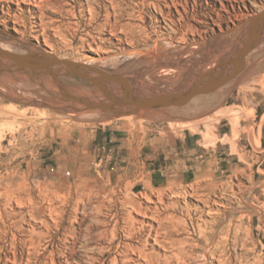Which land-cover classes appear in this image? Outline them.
<instances>
[{"label":"rangeland","instance_id":"rangeland-1","mask_svg":"<svg viewBox=\"0 0 264 264\" xmlns=\"http://www.w3.org/2000/svg\"><path fill=\"white\" fill-rule=\"evenodd\" d=\"M54 1L62 12L11 3L26 24L18 32L11 22L0 48L89 64L145 95L195 85L233 58L245 24L264 11V0ZM222 36L203 72L194 54L179 58L187 67L159 61L174 45ZM63 82L100 94L79 78ZM59 93L48 77L0 71V264H131L127 247H147L155 264H264V32L238 78L182 113L121 116Z\"/></svg>","mask_w":264,"mask_h":264},{"label":"water","instance_id":"water-1","mask_svg":"<svg viewBox=\"0 0 264 264\" xmlns=\"http://www.w3.org/2000/svg\"><path fill=\"white\" fill-rule=\"evenodd\" d=\"M241 46L233 58L217 64L190 88L161 91L145 95L128 79L98 67L62 59L51 52L14 53L0 48L6 63L4 73H25L30 77H48L59 89V98L80 103L90 110H103L115 115L132 116L163 108L183 107L196 97L212 94L238 78L245 70L248 56L256 49L264 32V11L246 24ZM65 78H79L98 89L99 95L90 98L77 94L63 82Z\"/></svg>","mask_w":264,"mask_h":264},{"label":"bare ground","instance_id":"bare-ground-1","mask_svg":"<svg viewBox=\"0 0 264 264\" xmlns=\"http://www.w3.org/2000/svg\"><path fill=\"white\" fill-rule=\"evenodd\" d=\"M11 3H14V4H16V5H19L20 6V4L21 3H27L28 5H30L32 8H36V9H38V12H40V13H42L43 14V12L47 9V8H52V9H55V10H57V11H61L62 10V8L61 7H59L57 4H56V1H54V0H0V5H1V7H2V9H0V29H2V31L0 32L1 33V36H7L6 35V32L9 30V25H10V23L11 22H13L14 24H15V26H14V30L15 31H18V32H20L19 31V28H18V26H21L22 24H26V18L23 16V15H18L17 13H15L12 9H11ZM175 6H177L176 4H175ZM63 7V6H62ZM92 8H91V10H90V13H91V16L92 17H95V15H96V12H95V8L93 7V6H91ZM63 11V10H62ZM61 11V12H62ZM1 12L3 13V15H1ZM41 14V15H42ZM61 14V13H60ZM162 14H163V12H162ZM43 16V15H42ZM164 19L166 20L167 19V16H164ZM110 14H108L107 15V23L104 25V28H107L109 25H110ZM43 22V21H42ZM171 23H173L172 21H170ZM41 25V24H40ZM41 26H43V25H41ZM111 26V25H110ZM38 27V26H37ZM246 29V28H245ZM114 33H113V35L116 33L115 31H113ZM122 32H124V33H126V36H127V38H129V41H131V43H134L136 40H135V38L137 37H134L132 34H131V32L132 31H130L129 33L128 32H126V30H123ZM134 33V32H133ZM236 34H235V32L233 33V32H231V31H229V37H228V39L230 38V37H232V36H235ZM223 41H224V38H223V36L219 39V40H217V42H215V43H212V44H209V45H207V46H202L200 43L199 44H194V45H191V46H185V47H183V46H179V47H177V48H180V49H177L176 48V46L174 45V52H176V54H173V52H171V54H169L168 56H165V57H161L159 54H158V56H159V58H160V60L159 61H161L162 59L164 60V61H166V62H168V63H176V65H178L177 63H179V65L180 66H188V64L185 62V60L183 61L182 59L181 60H179V58L181 57H183L184 58V55H188V56H192L193 54H194V57H198V59H196V61H195V63L196 64H199V66L197 67V68H195L194 70L195 71H202L203 70V68H201L200 66L204 63V61L207 59V57H209L210 56V53L211 52H213V53H215V54H213V56L214 55H218L219 53H220V50L222 49V43H223ZM228 43H231L230 41L228 42ZM1 47H3V49H5V50H9L7 47H4V45L3 46H1ZM13 47V46H12ZM186 49V50H182V49ZM260 48V47H259ZM227 49V48H226ZM181 50V51H180ZM222 52V51H221ZM189 53H190V55H189ZM224 53V52H223ZM177 55V56H176ZM176 56V58H178V60L176 59V60H174L173 58ZM202 56H203V58H202ZM199 57H201V58H199ZM158 58V59H159ZM218 58V57H217ZM185 59V58H184ZM226 59V58H225ZM187 60V59H186ZM209 60V59H208ZM218 60H220V59H217V61ZM79 61H81V60H79ZM158 61V62H159ZM215 61H212L211 63H209V65H208V68H211L212 69V67H214V65H212L213 63H214ZM227 62V61H226ZM5 63H6V61L2 58V57H0V65H5ZM194 63V64H195ZM208 63V62H207ZM223 63V62H222ZM193 64V65H194ZM206 64V63H205ZM218 64V63H217ZM169 66V65H168ZM203 66V65H202ZM206 65H204L203 67H205ZM171 67H174L173 65L171 66ZM193 67V66H192ZM207 68V67H206ZM160 69V68H159ZM168 70V69H167ZM170 70V69H169ZM190 70H192V69H190ZM189 69L187 70V72H189L190 71ZM1 71V70H0ZM204 71V70H203ZM202 71V72H203ZM160 72V71H159ZM158 72V73H159ZM155 72H153V74H154ZM145 74H147V73H145ZM148 75H149V73H148ZM152 75V74H151ZM151 75H149V76H151ZM146 76V75H145ZM3 78V77H2ZM144 78V77H143ZM178 79V78H177ZM176 80V79H175ZM140 83V85H142V84H145L144 83V81L143 80H141L140 79V81H139ZM7 87V86H6ZM163 87H165L163 84L161 85V88H162V91H165V89L163 88ZM164 89V90H163ZM143 91H145L144 89H143ZM169 91H173V90H169ZM44 92V94H45V91H43ZM24 93V92H23ZM28 93V92H27ZM43 96V95H42ZM52 96V95H51ZM54 96V95H53ZM32 97H33V95H32ZM57 98V97H56ZM191 104V103H190ZM189 105V104H188ZM190 106V105H189ZM171 109H175V110H177L178 111V109L180 108V107H170ZM182 108V107H181ZM187 108V106H184L183 107V110L184 109H186ZM167 109H169V108H167ZM182 111V110H181ZM181 111H178V112H181ZM93 112V111H92ZM182 113V112H181ZM186 113V112H185ZM89 114V113H88ZM83 115V114H82ZM91 115V114H90ZM182 115V114H181ZM187 114H185V116H186ZM188 116V115H187ZM193 116V115H192ZM189 117V116H188ZM261 146H262V144H260ZM259 145V146H260ZM150 200V202H152L151 201V199H149ZM144 228V227H143ZM139 229V231H137V232H139V233H142V232H144V229ZM132 232V231H131ZM151 232H154L153 230H150V233ZM131 235H133V233H131ZM158 235H160L159 234V232H157L156 233V235H155V242H156V244L157 245H160L161 244V241L159 240V236ZM150 236H151V234H150ZM150 239H148V241H149ZM30 247H33V245L31 244L30 245ZM129 253L130 254H133V255H135L136 257H138V260H133V259H131V257H129ZM124 254V256L123 257H125V261L127 262V263H131L132 264V262L135 264V263H137L139 260H142L143 262H145L144 264H155L154 263V261H153V257L151 256V254L150 253H148V251H147V247L146 248H140V249H137V248H131V247H127L126 248V253H123ZM228 259L227 258H225L224 257V259H223V257L221 258V260L219 261V264H229V262H226ZM206 260H204V259H202V258H200L199 259V261H198V263L200 264V263H206L205 262ZM14 262H15V264H18L17 263V260L15 259L14 260ZM139 263V262H138ZM44 264H56V262L53 260V259H50V261L49 262H45ZM114 264H119V261L117 260V259H114Z\"/></svg>","mask_w":264,"mask_h":264}]
</instances>
